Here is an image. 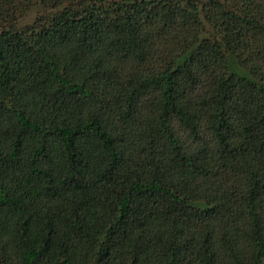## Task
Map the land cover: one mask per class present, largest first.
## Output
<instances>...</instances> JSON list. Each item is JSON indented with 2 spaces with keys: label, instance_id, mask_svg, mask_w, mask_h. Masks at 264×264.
Listing matches in <instances>:
<instances>
[{
  "label": "trees",
  "instance_id": "obj_1",
  "mask_svg": "<svg viewBox=\"0 0 264 264\" xmlns=\"http://www.w3.org/2000/svg\"><path fill=\"white\" fill-rule=\"evenodd\" d=\"M0 264H264V0H0Z\"/></svg>",
  "mask_w": 264,
  "mask_h": 264
}]
</instances>
